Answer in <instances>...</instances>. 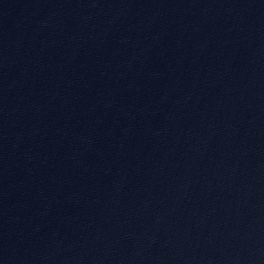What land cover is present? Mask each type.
I'll use <instances>...</instances> for the list:
<instances>
[{"label":"water","instance_id":"water-1","mask_svg":"<svg viewBox=\"0 0 264 264\" xmlns=\"http://www.w3.org/2000/svg\"><path fill=\"white\" fill-rule=\"evenodd\" d=\"M0 264H264V0H0Z\"/></svg>","mask_w":264,"mask_h":264}]
</instances>
